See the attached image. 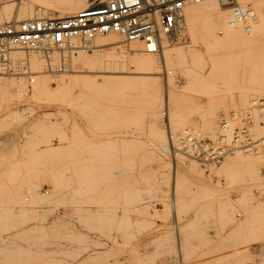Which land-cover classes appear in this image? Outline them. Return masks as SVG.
Returning a JSON list of instances; mask_svg holds the SVG:
<instances>
[{
	"label": "rangeland",
	"instance_id": "374dc122",
	"mask_svg": "<svg viewBox=\"0 0 264 264\" xmlns=\"http://www.w3.org/2000/svg\"><path fill=\"white\" fill-rule=\"evenodd\" d=\"M245 8L255 14L250 34L241 24L243 32L253 34L256 40L255 59L249 53V58L244 56V51L253 44L236 51L230 46L220 48L217 54L227 58L226 54L237 53L234 64L208 60L206 71L212 76L206 87L183 99V113L191 121L212 113L220 125L215 139L203 131L193 134L201 139L217 140L224 133L223 118H228L232 110L248 106L254 98L264 96V82L260 81L264 72L260 64L264 58V0H247ZM187 25L183 35L178 33L172 38L174 46L184 45L191 37L193 23L187 21ZM55 61L53 66H58L59 61ZM44 69H50L48 63ZM174 75L177 85L181 84L183 75L178 67ZM161 77L166 85L164 74ZM113 100L105 95L104 105L113 104ZM64 105L70 106L67 115L59 110ZM71 107L70 102L43 99L34 101L29 108L22 103L12 106L24 115L33 114L31 119L36 125L26 133L16 134L19 154L28 161L22 164V169L32 171L19 184L26 188L33 185L35 195L30 202H34L36 193L48 191L47 197H51L28 205L29 212L13 220L0 218V264H264L262 141L250 154L236 152L241 155L236 171L221 170L227 160L208 165L191 162L177 167L185 171L197 164L204 176L194 182L219 185L225 196L218 199L231 200L234 210L228 207L225 211L233 213L234 222L224 223L221 208L225 206L212 204L211 197L201 192H194L201 197L197 202L181 204L179 196L193 195L183 189H178L176 200L173 199L171 182L169 199L165 195L150 197L153 212L168 209V214L151 227H139L130 224L127 218L131 216L134 220L137 214L132 210L142 203L134 184L145 183L149 174L150 164L141 167L143 164L138 163L134 172L130 170L131 139L140 136L146 142L150 140L144 118H138L132 126L124 121L117 125L114 119H107L104 128L95 129L86 115ZM164 119L166 127L165 116ZM257 119L253 132L260 139L264 129L258 130L257 125L264 118ZM12 134L1 131L0 142L8 143ZM100 139L109 140L107 154L101 151L103 146L97 142ZM165 155L173 170L170 155ZM120 164L122 168L126 165V170L108 177L109 171ZM211 165L216 172L209 175ZM2 170L0 163V174Z\"/></svg>",
	"mask_w": 264,
	"mask_h": 264
},
{
	"label": "bare ground",
	"instance_id": "6f19581e",
	"mask_svg": "<svg viewBox=\"0 0 264 264\" xmlns=\"http://www.w3.org/2000/svg\"><path fill=\"white\" fill-rule=\"evenodd\" d=\"M245 1L247 0H234L235 4L231 5H224L220 0L188 2L183 9L176 34L183 35L188 26L187 21H190L193 23L191 37L183 43L184 45L174 46L172 38L176 34L162 36L160 49L156 52H150L147 44L141 41L123 44L125 36L120 33L88 41L89 49L83 52L77 51V46L66 45L65 48H61L62 46H57L51 40L40 48H14L9 52L8 61L0 72V132L12 131L13 134L8 143L0 142V163L3 166L0 174V218L13 220L18 215L27 214L30 210L27 208L28 205L51 197L50 195L47 197L48 191L41 195L36 193L38 195L34 202H30L31 196L35 195L33 185L29 184L26 188L19 184L22 178L32 175V171L22 169V164L28 161L19 154L16 134L26 133L30 128H34L35 123L31 119L33 114L24 115L21 110L12 108L15 103L25 104L29 108L34 101L43 99L72 103L71 108L86 115L95 129L104 128L107 119H114L117 125L124 121L132 126L138 118H144L150 140L146 142L140 136L131 139L130 170L134 172L138 163L143 164L141 167L150 164L147 168L149 174L145 183L134 184V190L142 203L140 207H134L132 210L137 214L135 219L132 220L131 216L127 218L130 224L151 227L168 214V209L163 212L157 209L153 212L150 197L157 195L158 198L160 196L162 198L165 195L169 199L171 182L173 199L176 191L183 189L184 192H193V195L179 196L181 204L189 203L188 201L197 202L201 197L194 192H201L211 197L212 204L218 202L220 206H225L221 208L224 223L234 222L233 213L228 214L225 211L228 207L234 210L231 200L227 198L223 202L218 199L225 196L219 185L194 182L204 176L197 164L185 171L177 167L191 162L208 165L227 160L221 170L236 171L241 158L240 153L236 152L250 154L258 142L264 143V136L258 139L253 132L257 118H264V108L260 106L264 96L254 98L248 106L232 110L228 118H223L221 127L224 133L217 140L203 139L207 143L222 140L229 143L234 140L235 143L238 121L233 117L234 113L251 111L253 114L251 122L247 126L243 125L247 130L242 138L243 144L232 149L230 156L224 160L201 162L190 159L186 162V158L179 155L178 162L175 163L169 138L171 134L175 137L176 135L184 137L187 133L189 135L199 131L207 133L213 139L216 138L220 126L216 117L211 113L201 116L199 120L191 121L183 113V99L185 96L187 98L191 96L198 88L206 87L212 76L211 72L206 71L208 60L227 62L223 63L226 65L234 64L238 57L237 53L232 51L226 54L229 57L227 58L217 54L220 48L230 46L236 51L239 47L244 49L256 42L253 34L246 35L242 30L241 24L248 34L252 32L251 22L255 16L253 10L245 8ZM88 5L89 0H0V24L38 17H67ZM220 33L224 35L221 36ZM148 47L152 49L154 45ZM247 53L254 58L256 46L253 44L251 49L244 51V56L249 58ZM55 60L59 61L58 66H53ZM46 63L50 68L48 71L43 70ZM260 64L264 70V58L260 60ZM176 67L183 75L182 83L178 85L174 75ZM20 73L25 75L19 76ZM163 74L166 85L161 77ZM260 81L264 82V72L260 76ZM105 95L112 96L113 104L104 105ZM126 101L127 105L124 104ZM69 108L70 106L64 105L59 110L67 115ZM123 116L127 117L128 121L122 119ZM263 123L257 125L258 130L264 129ZM97 142L103 146L101 151L107 154L110 150L109 140L100 139ZM139 149L143 151L140 153ZM165 154L170 155L173 170ZM37 156L39 153L34 155ZM125 170L126 165L122 168L120 164L115 170L109 171L108 177L121 175ZM139 170L141 171V168ZM214 170L216 172V167L211 165L209 175ZM101 220L105 222V218ZM193 221L197 222V218H193Z\"/></svg>",
	"mask_w": 264,
	"mask_h": 264
},
{
	"label": "built area",
	"instance_id": "2783aa9c",
	"mask_svg": "<svg viewBox=\"0 0 264 264\" xmlns=\"http://www.w3.org/2000/svg\"><path fill=\"white\" fill-rule=\"evenodd\" d=\"M200 1L203 0H89L86 8L71 16L38 17L0 24V72L14 48H40L49 40L61 48L77 46V51L83 52L89 49L88 41L120 33L125 36L123 44L141 41L147 44L150 52H156L160 49L162 36L176 34L185 5ZM220 1L224 5L235 4L234 0ZM150 45L154 47L151 49ZM260 106L264 108V100ZM233 117L238 121L235 143L234 140L207 143L193 134L179 138L171 134L170 148L175 163L179 155L184 156L186 162L190 159L215 162L228 158L232 149L243 144L242 138L247 133L243 125L251 122L253 114L236 111Z\"/></svg>",
	"mask_w": 264,
	"mask_h": 264
}]
</instances>
